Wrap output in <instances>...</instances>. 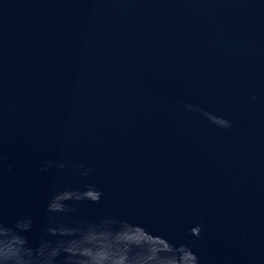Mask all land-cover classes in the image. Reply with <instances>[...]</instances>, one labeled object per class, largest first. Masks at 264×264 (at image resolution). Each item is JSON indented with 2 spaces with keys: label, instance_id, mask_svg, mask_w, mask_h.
Listing matches in <instances>:
<instances>
[{
  "label": "water",
  "instance_id": "1",
  "mask_svg": "<svg viewBox=\"0 0 264 264\" xmlns=\"http://www.w3.org/2000/svg\"><path fill=\"white\" fill-rule=\"evenodd\" d=\"M90 183L78 215L264 264V0H0V217L31 211L35 241L51 193Z\"/></svg>",
  "mask_w": 264,
  "mask_h": 264
},
{
  "label": "clouds",
  "instance_id": "2",
  "mask_svg": "<svg viewBox=\"0 0 264 264\" xmlns=\"http://www.w3.org/2000/svg\"><path fill=\"white\" fill-rule=\"evenodd\" d=\"M188 109L200 110L187 104ZM206 112L205 114H207ZM212 121L230 129L233 121L213 114ZM69 164L46 158L37 171L67 169ZM94 169L86 163L75 166V174L88 177ZM105 193L95 184L83 188L65 185L55 189L44 204L51 222L39 226L40 236L31 238L37 227L31 211H20L9 223L0 217V264H201L189 242L177 241L144 222L118 212L78 215L79 202H98ZM203 226L190 232L199 236Z\"/></svg>",
  "mask_w": 264,
  "mask_h": 264
}]
</instances>
